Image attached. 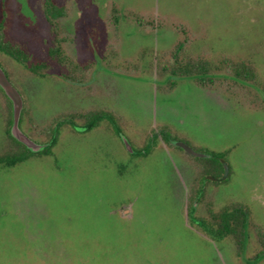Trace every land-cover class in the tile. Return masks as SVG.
Returning <instances> with one entry per match:
<instances>
[{
    "label": "rangeland",
    "instance_id": "1",
    "mask_svg": "<svg viewBox=\"0 0 264 264\" xmlns=\"http://www.w3.org/2000/svg\"><path fill=\"white\" fill-rule=\"evenodd\" d=\"M54 1L57 33L44 0H0L7 38L48 65L38 75L0 53L28 113L19 127L55 140L0 165V264H264V0ZM56 38L66 62L49 56ZM179 40L193 58L249 60L258 83L237 86L223 67L228 87L169 76L159 64ZM91 110L107 117L69 116ZM233 202L248 210L241 243L205 231Z\"/></svg>",
    "mask_w": 264,
    "mask_h": 264
},
{
    "label": "trees",
    "instance_id": "2",
    "mask_svg": "<svg viewBox=\"0 0 264 264\" xmlns=\"http://www.w3.org/2000/svg\"><path fill=\"white\" fill-rule=\"evenodd\" d=\"M44 17L49 23L52 31L57 33L59 31L58 22L59 19L64 15L65 9L63 6L58 5L54 0H44ZM5 11L4 7L0 9V53L12 58L17 63L29 68L32 72L38 75H42L44 69H47V63L44 61L38 63L29 62V53L24 48L21 43L12 42L7 38L6 27H5ZM54 43L48 47L49 56L57 60L59 63L62 61L69 60L68 56L63 50L62 40L59 38L54 39ZM185 44L182 40L177 41L174 46L169 50L170 56L167 59H164L162 63L159 64L160 69L164 73H168L169 76L180 77V76H191L195 77V80L202 85H212L216 80L223 79L224 83L228 87L230 82L229 78L215 77V72L221 71L222 67L225 69L224 73L231 75V79H237L239 81L233 80L237 86H241L240 83H258V72L255 65L247 59H223V62L214 63L209 58L197 57L193 58L192 56L185 54ZM83 67H87L89 64H84ZM85 69L82 71L84 72ZM219 71V72H220ZM7 77L10 79L8 72L5 70ZM230 77V76H229ZM227 79V80H226ZM80 80V79H79ZM78 81V80H77ZM168 85L174 83L173 79H169ZM232 82V81H231ZM264 85V83H263ZM4 94V93H3ZM5 96V94H4ZM6 97V96H5ZM8 110H10V101L6 97ZM27 110L24 107L21 111V118L19 123H21L23 116H27ZM71 118L82 117L83 120L87 117L93 118V120H99L107 115L103 112L89 111L87 113H78L69 115ZM29 117V116H28ZM11 118L8 115V128L11 124ZM94 122L93 124H95ZM53 124H49L45 127V133L47 139L50 138V133ZM9 131V129H7ZM7 131L8 136V147L0 152V165H14L23 159H25L30 151H27L26 147L12 137ZM160 137H164V132H158ZM156 139L157 136L155 135ZM46 139V140H47ZM51 139V138H50ZM51 141V140H50ZM55 140L51 142V145ZM51 146L45 147L43 149L46 153H51ZM41 151V150H40ZM214 156H223L224 153H211ZM212 156V155H211ZM213 157V156H212ZM222 158V157H221ZM213 177V175H212ZM234 204L231 207H225L219 212L212 215V219L205 222L206 232L209 233L212 237L216 239L224 238L225 236H232L235 238L238 243H241L243 237V229L247 221V208L242 204H235V202L230 203ZM264 248V239L262 240Z\"/></svg>",
    "mask_w": 264,
    "mask_h": 264
},
{
    "label": "water",
    "instance_id": "3",
    "mask_svg": "<svg viewBox=\"0 0 264 264\" xmlns=\"http://www.w3.org/2000/svg\"><path fill=\"white\" fill-rule=\"evenodd\" d=\"M0 88L4 91L5 95L9 99L11 103V109H12V121L10 125V134L12 137H14L17 141L25 145V147L32 152L39 151L44 149L45 147H48L51 145V142L49 143H39L28 137L24 132L21 131L19 127V120L20 115L23 107V99L17 88L11 83V81L8 79L7 75L5 74L4 70L0 66ZM123 141L126 145V147L132 151V148L128 141L123 138ZM173 144L176 146L181 147L184 149L188 154L194 155V156H203V153L197 152L193 150L187 143L179 140L173 141ZM225 171L226 166H224Z\"/></svg>",
    "mask_w": 264,
    "mask_h": 264
},
{
    "label": "flooded vegetation",
    "instance_id": "4",
    "mask_svg": "<svg viewBox=\"0 0 264 264\" xmlns=\"http://www.w3.org/2000/svg\"><path fill=\"white\" fill-rule=\"evenodd\" d=\"M206 230V229H205Z\"/></svg>",
    "mask_w": 264,
    "mask_h": 264
}]
</instances>
